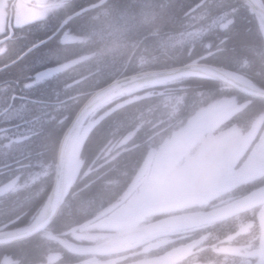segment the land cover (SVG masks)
<instances>
[{
  "label": "trees",
  "instance_id": "1",
  "mask_svg": "<svg viewBox=\"0 0 264 264\" xmlns=\"http://www.w3.org/2000/svg\"><path fill=\"white\" fill-rule=\"evenodd\" d=\"M136 3L141 4V11L137 14L140 20L133 35L126 30L122 32V28L101 35L100 27L103 25L107 31L118 13H125L128 23V6ZM150 4L156 6L152 12ZM75 12L78 13L54 37L0 70V85L11 83L9 89L20 88L22 94L25 92L32 97L19 102L21 120L34 115L37 124L44 119L42 128L37 129L34 124L31 135L21 136L15 155L10 150L0 156V164L4 165L0 170L5 181L16 176L19 181L17 189L0 196L1 229L28 224L39 213L51 188L62 133L86 98L113 79L142 70L204 61L229 68L264 88V35L243 0H58L44 18L14 29L8 49L0 54V66L50 36L67 16ZM230 18L233 19L231 24H220ZM63 32L81 39L63 41ZM120 32L125 45L112 48L113 45L101 44L103 40H113ZM170 36H175L173 43L164 44L165 38ZM73 59L74 62H70ZM140 60H145V64ZM67 62L68 66L31 90L26 87L27 80L35 73ZM168 89L183 96L177 109L173 111L168 105L153 108L156 101L165 98ZM195 91L200 94H194ZM230 91L236 92L208 77L191 75L136 89L106 102L96 115H101L100 122L86 141L84 169H88L73 182L72 186H78L74 190L71 186L50 230L64 231L91 218L107 205L105 187L110 186L106 182L112 177L108 172L102 174L104 170L113 169L111 165L115 164L114 177L120 181L111 186H116L118 192L119 187L122 189L132 180L150 147L180 128L200 106ZM200 98L204 99L201 103ZM252 100V104L243 110L248 118L261 112L264 106V100ZM169 111L173 115L166 119ZM54 117L58 120L54 121ZM179 117L181 120L177 121ZM110 137L117 143L124 141L118 147L117 156L101 165L97 161L90 167L99 146ZM16 157L20 159L16 160ZM44 167H47L46 173L35 176L34 171L40 172ZM42 235L39 233L3 248L23 264L44 261L56 244Z\"/></svg>",
  "mask_w": 264,
  "mask_h": 264
},
{
  "label": "flooded vegetation",
  "instance_id": "2",
  "mask_svg": "<svg viewBox=\"0 0 264 264\" xmlns=\"http://www.w3.org/2000/svg\"><path fill=\"white\" fill-rule=\"evenodd\" d=\"M262 44L264 45V41H262ZM3 51L0 53H3ZM31 78L33 79L35 77ZM30 79L26 82V87L29 90L35 86V83L32 84V79ZM10 84L2 82L0 85L1 139L3 138L2 135L5 134V141L0 140V142H4V145L5 142L12 144L14 142L18 146L12 149L15 155V151H18L20 147L19 142L21 136L31 135L30 130L33 129L36 116L32 115L27 120H21L19 102L23 98L31 99L32 97L25 92L22 94L20 88L17 90L9 89ZM29 103H31L30 100ZM256 126H264V119L257 122ZM86 138L83 140L80 150V156L83 162L79 169V179L88 169H84L86 162L84 156ZM117 147V141L113 137L104 141L99 146L90 167L97 161H99L98 165H101L109 160H113L118 153L116 150ZM6 153H9V151H6L4 146L0 147V156ZM19 159V157H16V160ZM237 159H239V156H237ZM3 166L1 163L0 167ZM111 167L113 169L109 167L102 174L108 172L111 177H114L116 172L115 164L111 165ZM245 169L236 173L235 178H233L234 184L226 185L223 191H197L196 195L204 199L203 204H205L206 211L203 214L197 211V215L193 219L181 225L173 226L164 223L162 226H152L150 223V226L141 228L144 229L143 232L133 234L139 235L135 240H128L130 236L128 235V229L123 232H108L98 228V226H105L107 228L113 224H117L114 223L117 222L116 216L118 218L128 219V198H130L128 197V184L122 189L119 187L118 195V188L116 186H106L105 188L108 194L104 201L107 204V209L98 213L92 222L83 221L77 224L81 225V231L86 229L88 225H95L96 227L89 229L88 232H80L78 227V233H64L61 236L46 233L43 237L45 239L54 238L53 240L57 246L63 249V253L61 256L52 259L55 256L52 253L61 252L58 250L50 251L48 253H51L50 258L47 257V254L45 261H39L34 264H179L180 259L175 260L169 254L170 252L174 253L175 249H179V240L183 237L184 232L170 233L163 231L176 227H191L189 228L192 229L191 235L197 236L195 239L196 243L193 245L195 247L198 246L197 239L202 240L205 231L207 232L208 229L214 230L216 227H222V224L234 217L237 218L235 220L237 226L233 227V225V228L229 226L225 231L222 229L225 233L217 239L215 251L213 252L211 249L210 253L208 251L209 254L206 255L207 258L205 260L199 257L193 264H264V185L253 182V177L257 176V163L255 161H246ZM248 172L250 173L247 174ZM247 177L252 178L249 179ZM16 181L17 185L15 183L8 184V181L6 182L4 179L3 172L0 170V196H3L7 191L17 189L18 180ZM194 182H197L195 176ZM77 186H72L71 189L74 190ZM81 188L84 189L85 186ZM225 193L232 194L230 203L222 205L215 210L209 209L208 205L210 201L216 199L218 196L225 195ZM0 205L2 207V203ZM243 213H247L251 218L245 219ZM169 241L173 242V246L167 247L166 249L165 246ZM208 248L212 247L209 246ZM216 250L218 251L217 254ZM11 256L10 252H7L3 246H0V264H6V262L12 260L11 258L16 261L8 264H21L19 258H15L14 255Z\"/></svg>",
  "mask_w": 264,
  "mask_h": 264
},
{
  "label": "rangeland",
  "instance_id": "3",
  "mask_svg": "<svg viewBox=\"0 0 264 264\" xmlns=\"http://www.w3.org/2000/svg\"><path fill=\"white\" fill-rule=\"evenodd\" d=\"M53 1H58V0H15L10 3V0H0V34H3L4 37V32L6 30L7 24L11 21L13 26H16L18 24H25L29 21L38 19L42 16H45L46 14L49 13V8H46L45 5L49 3H53ZM159 1L157 2V4ZM139 3L136 4H131L128 6V23H127V16H125V13H118L117 18L115 19V22L112 23L111 25L108 26V30L106 31V27H103V25L100 27L101 35H106L110 33L112 30L118 31L120 28H122V32L128 31L129 35H133L137 31V26L139 25V20L140 16H137L138 12L140 10V5ZM14 5V7H13ZM133 6V7H132ZM132 7V9H131ZM156 8L155 5H149V10L152 12ZM149 12V13H150ZM226 16V15H224ZM233 21L232 18L228 19L225 23H220L222 26L231 24ZM216 23L213 22V25ZM220 25V26H221ZM111 27H114L111 29ZM205 27V26H204ZM206 29V27H205ZM204 29V30H205ZM116 34L115 37H113V40H103L101 44L103 45H118V44H126V41H122L120 39V34ZM197 34L199 33L196 31ZM196 34V33H195ZM175 36H170L166 37L165 40L163 41L164 44H169V42L173 43V39ZM133 38V37H132ZM130 38V39H132ZM61 39L63 41H75L79 40L78 36H74L68 32H64L61 36ZM171 40V41H170ZM182 40V39H181ZM2 42V40H0ZM1 44V43H0ZM110 49V48H109ZM4 48L0 46V52H2ZM76 60V59H75ZM70 62H74V59L71 60ZM140 63L145 64V60H140ZM65 66H68V62L63 65V66H55L54 68H46L40 72H38L34 77L36 78H31V83H38L40 82L43 78L42 76L48 75H53L56 72H50L53 69L56 70H61ZM168 82V81H167ZM166 83V82H162ZM165 90V89H163ZM168 89L167 94L165 95V98L163 100H158L156 103L153 104L154 107H161V105H168L171 110L175 111L177 109V104L182 101L183 96L176 92V90L172 91ZM195 91L194 94L199 95L200 93ZM204 100L203 98H200L198 101L201 103V101ZM197 101V102H198ZM214 103L209 104L208 106H200L196 112H194L191 117L195 113H203L205 119L200 121L195 126L189 127L188 126V121L190 120L191 117H189L186 122L184 123L183 127L176 131V136L172 141L169 142L168 144V155H169V174L165 176L164 178H157L155 179L154 183L152 184V191L154 193H161L164 192L166 193L165 195L161 196L158 200L149 202L145 200L143 195L139 192H137V185L141 180V173L143 169L140 167L138 170V173L136 177L134 178L133 182L130 184L128 187V219H123V218H117V224H113L111 227H105V226H98V228H101L103 231H108V232H123L128 229V232L130 230H136L139 228H143L146 226H162L164 223H168L169 225H181L186 222H188L190 219H193L197 215V211L201 212L202 214L206 211L205 210V204L204 199L200 198L199 196L196 195L198 190H204L202 187V182L206 179L207 175L209 174L211 170V165H212V160H211V153L214 150V145L211 143H205L200 149H198L197 153L195 156H192L189 158L188 165L185 169L183 170H175L173 164H172V159L180 154V155H186L188 154L191 149L196 145L197 141L203 138V132L205 129V126L207 125L208 122H217L219 118L224 115V114H230L232 116H236L240 118L241 120L247 119L243 114V110H245L248 105L252 104V101L250 99H247L243 96L240 95H228V97H218L216 101H213ZM36 103V102H35ZM262 115L254 118V115H252L250 118H252L255 123L261 121L264 119V106L262 110ZM170 114L166 115V119L172 117V111H169ZM53 116H56V114L53 112ZM56 118V119H55ZM181 117L177 119V121H180ZM95 121L99 119V117H92ZM91 119V121H92ZM180 119V120H179ZM58 120L57 117H54L53 119ZM92 122H88L87 126H85L82 129V132L77 136L76 138V145L74 146L72 150V156L70 160V174L74 178L78 170L81 168L82 160L79 157L80 154V146L82 144V141L86 137V135L89 132V129L93 125ZM44 119L40 121L39 123L35 124L37 129L42 128ZM34 125V126H35ZM182 126V125H181ZM180 126V127H181ZM35 129V128H34ZM2 139L0 136V140L5 141V134L2 135ZM3 143V144H2ZM6 151H10L13 148L18 147L16 144L12 143H6L4 145V142H0V147H3ZM153 147V146H152ZM150 147L149 154L147 158L150 156V154L153 151V148ZM117 150V148H116ZM146 158V159H147ZM145 159V160H146ZM92 163V162H91ZM38 168V167H36ZM47 167L43 168V172H35V176L38 175H43L46 173ZM33 173V174H34ZM248 172L247 174H249ZM123 176V173H121ZM194 176L197 178V182H194ZM235 178V175H234ZM247 178H252V177H247ZM17 178H11L8 182V184H16L17 185ZM120 181V178L112 177V180H108L106 183H110V185H115ZM234 184V182L230 183ZM228 184V185H230ZM132 195V196H131ZM146 216H155L156 219L151 223V224H145L143 223L144 219ZM233 219L237 218H232L231 220L227 221L226 223L222 224V227H216V229H208V231L204 232V237L202 240L197 239L198 246L193 247V245L196 243L195 239L197 236L191 235L192 229L190 230L189 228L191 227H179V228H170L167 229L163 232H170V233H180L184 232L183 237L181 238V246H179V249H175L174 253L170 252V257L176 259H180L179 264H193L197 260V256L201 257L202 260H205L206 255L209 254L212 249L214 252L216 246L215 243L218 238L222 234H224L225 230H227L230 227H235V223H232L231 221ZM96 227L95 225H88L86 229H84L82 232H88L89 229H92ZM232 227V228H233ZM224 231H223V230ZM189 230V231H188ZM65 231V230H64ZM66 232H70L71 234L78 233L79 231L76 229H70ZM158 232V231H157ZM160 232V231H159ZM139 235H130L128 237V240H135ZM212 245V246H211ZM212 248H208V247ZM171 249V248H170ZM197 250V252H196ZM171 251V250H170ZM195 251V252H194ZM209 251V253H208ZM218 251L216 250V254ZM51 254V253H50ZM50 254H48V258H50ZM55 256L52 257V259L57 258L61 256L62 253H52ZM11 256V255H10ZM12 257V256H11ZM12 260L6 262L8 263H13L16 260L11 258ZM46 260V259H45ZM44 260V261H45ZM171 263V262H170ZM41 264V263H39Z\"/></svg>",
  "mask_w": 264,
  "mask_h": 264
},
{
  "label": "clouds",
  "instance_id": "4",
  "mask_svg": "<svg viewBox=\"0 0 264 264\" xmlns=\"http://www.w3.org/2000/svg\"><path fill=\"white\" fill-rule=\"evenodd\" d=\"M264 7V0H261ZM205 119L203 113H195L188 121L192 127ZM176 133L170 132L162 137L153 148L150 156L141 164L143 169L141 180L137 185V192L141 193L145 200L152 202L158 200L166 193H154L152 184L157 178H164L169 174L168 144L174 139ZM214 145L210 154L212 165L209 174L202 182L204 190L223 191L226 185L233 182L234 175L245 169L246 161L257 163V176L253 182L264 185V126L257 127L252 118L241 120L230 114L222 115L217 122H208L203 132V138L186 155H176L172 159L175 170H183L187 167L189 158L195 156L198 149L205 143ZM239 156V159H237ZM231 193H225L211 200L209 209H217L230 203ZM227 197V198H226ZM245 219H250L247 213H243ZM155 216H146L143 223L150 224ZM235 223V219L231 221Z\"/></svg>",
  "mask_w": 264,
  "mask_h": 264
},
{
  "label": "water",
  "instance_id": "5",
  "mask_svg": "<svg viewBox=\"0 0 264 264\" xmlns=\"http://www.w3.org/2000/svg\"><path fill=\"white\" fill-rule=\"evenodd\" d=\"M245 1L251 7L264 29V7H261V2L258 0ZM40 43L42 42H39L27 51H30ZM186 75L209 77L246 95L264 99V89L246 82L238 74L229 69L205 62H192L170 68L136 72L109 82L94 91L87 98L63 133L58 149L54 182L41 215L28 226L15 230L0 231V245L27 239L44 230L52 222L62 204L70 181L69 165L74 141L84 121L92 111L106 100L123 92Z\"/></svg>",
  "mask_w": 264,
  "mask_h": 264
}]
</instances>
